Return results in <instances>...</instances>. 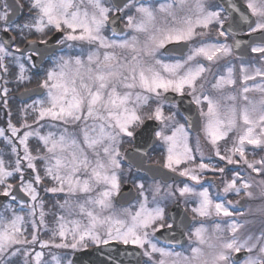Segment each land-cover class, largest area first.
Masks as SVG:
<instances>
[{
  "label": "snow or ice",
  "instance_id": "1",
  "mask_svg": "<svg viewBox=\"0 0 264 264\" xmlns=\"http://www.w3.org/2000/svg\"><path fill=\"white\" fill-rule=\"evenodd\" d=\"M26 3L28 13L34 22L18 24L12 19V15L15 10L23 9L25 5L21 4L20 0H11V2L0 0V31L4 33L15 31L23 37L25 29L29 32L34 29L36 33L45 37L27 41L24 49L16 48V52L22 53L29 61L33 58V52L42 57L39 46L49 43L46 29L54 28L63 34L62 39L56 40L58 44L86 42L89 45H97V51L89 53L86 60L79 55L60 57L56 66L46 71L45 78L40 84L45 96L44 99L33 102V110L37 112L36 123L39 124L41 120L48 118L64 125L62 131L59 134L49 132L46 136H39L38 132H24L19 138L24 155L20 157L17 152L16 167L13 171H9L4 161L0 159V184L5 185L4 196H11L12 200L16 199L11 195L13 186L6 184V178L12 176L13 172L21 173L24 191L33 201L38 199L36 185H41L43 180L48 178L55 183V186L45 188V191L66 192L69 197L60 205V208L66 209L69 215L76 213L87 217V224H81L78 220L66 223L63 215L58 217L57 229L53 235L58 236L61 242L44 241L41 247L47 248L51 243L56 248L75 250L86 248V240H91L97 245L119 240L124 244L139 245L145 249L144 255L150 259L154 254H159V259H153L152 264H264V232L255 239L250 236L241 241L237 232L242 225L235 219L230 225L231 239L219 244L210 241L207 229L203 225L196 228L193 236L188 237L189 240H193L194 237L196 244L190 249V255H182L170 248L157 247L150 238L151 235L164 227L171 229L172 225L162 223L164 218L162 208L147 207L148 198L144 194L143 183L136 184L141 201L135 213L124 209L127 219H114L113 216L102 215L105 210L113 209L112 197L120 193L118 173L122 168L121 158L127 160V156L121 153L120 146L125 140L137 141L145 134L158 137L168 145L164 167L172 171H176V168L182 164L195 160L192 149L188 147V134L183 125L176 128L172 135H165L163 130L148 129L146 120H156L163 124L173 119L171 115L165 116L161 104L157 103L151 114L142 115L140 112L141 107L146 105L151 97L159 100L162 94L169 90L183 95L187 88L193 94L197 105L206 102L207 111L201 109L200 113L206 118L204 131L213 145H217L219 141L228 137L230 132L238 128L241 130L231 149H226L225 155L221 156L218 147L215 154L229 165L243 166L240 171H234L232 177L225 181L223 192L239 195L243 191L246 197L253 196L250 191L253 186L251 177L249 175L246 179L241 172L247 174L250 170L251 173L264 175V155L260 159L249 160L246 153V146H251L253 153L257 151L264 153V84H257L253 89L247 82L254 81L256 77L264 79V69L254 68L253 74L249 75L248 68L241 66L244 75L238 106L236 95L228 94L221 98H213L204 94L202 81L205 73L210 72L211 68H206L199 62L191 63L197 57L204 58L209 64L219 62L232 53V47L227 43L201 44L192 49L186 59L176 60L174 63L165 64L156 58L160 49L167 44L188 42L194 37L206 35L204 32H197V28L207 29L215 22L223 29L225 18L222 17V12L228 11L231 15L235 11V6L227 5L210 11L205 0H196L195 18L185 15L178 19L174 7H182L186 0H178V4L176 0L172 3H160L158 8L153 7L146 0H111L110 6H107L103 0H87L91 11L83 6L84 0H79V3L77 0H26ZM132 8H135L138 16L124 17L126 10ZM248 10H250L251 19L248 15H245L244 19L248 20L247 27L250 33H259L262 38L261 43L251 47V52L259 54L264 59V0H247L245 11ZM158 14H162L159 20ZM122 18L126 19L125 28L131 30L134 35L128 37L123 31L119 34L114 31L113 35L124 36L118 40H110L103 35L107 25L115 24ZM139 34L144 35L143 40L140 39ZM217 35L224 37L226 32L221 30ZM236 46L239 47V42ZM68 47L71 48L72 44ZM100 49L104 50L102 58ZM116 49H120L121 53H117ZM123 53L127 54L123 55ZM9 55L14 53H9L4 43H0V60ZM21 68L23 69V65ZM4 71H7L6 67ZM25 78L21 75V79ZM235 83L233 69L229 67L227 75H219L212 87L223 92L226 86L235 85ZM137 89L139 91H136ZM198 90L200 94L196 95ZM253 90L261 93L259 100L249 98V93ZM4 91L6 95L8 90ZM222 99L228 103H222ZM81 124L83 125L80 127L82 139H78L77 134L69 132L67 126L76 127ZM9 127L14 136L19 132V129L11 124ZM24 127L31 126L25 124ZM4 135V130L0 129V136ZM32 135L39 136L43 141L46 155H31L27 140ZM8 139L11 143V137ZM13 151L17 150L13 148ZM138 151L139 148L134 147L128 155ZM36 160L45 162L44 177L36 170ZM24 162H27V169L33 172L32 179L27 183H24L21 168ZM208 168V164L200 163L197 168L185 167L180 175L190 176L191 180L199 184L201 178L197 170L203 171ZM214 170L221 174L225 172L224 168ZM101 184L105 187L104 191L98 193L95 198L88 195L93 192L95 185ZM261 184H264V181H261ZM159 191L160 187L156 185L154 200L155 193ZM192 192L193 188L188 185L179 189L181 196ZM81 194L85 197L82 201L73 199ZM196 195L200 197V206L193 211L200 216L211 215L212 209L217 216H233L229 210L232 201L214 203L207 188ZM41 209H43L42 203ZM32 213H35V206L32 207ZM44 216L45 213L41 210V223H44ZM23 222V216L15 215L14 219L0 228V253L8 252L14 245L37 242L35 234L32 235L31 241L23 237ZM68 223L72 227L69 228ZM216 227L219 230V225ZM100 228H104L103 234L99 231ZM205 247L214 250L210 261L204 259ZM242 251L246 254V259L240 262L234 258V254ZM254 252L255 255H253ZM18 254L27 256L30 253L27 250L21 252L20 248L11 252L12 256ZM43 255V252L35 253V264H41ZM52 259L56 264H61L56 256Z\"/></svg>",
  "mask_w": 264,
  "mask_h": 264
},
{
  "label": "flooded vegetation",
  "instance_id": "2",
  "mask_svg": "<svg viewBox=\"0 0 264 264\" xmlns=\"http://www.w3.org/2000/svg\"><path fill=\"white\" fill-rule=\"evenodd\" d=\"M217 1L218 7H226L227 3L229 5H233L234 0H224L222 2ZM22 2V1H21ZM244 4L247 6V0H243ZM23 4V3H22ZM111 2L109 0V6ZM238 7V6H237ZM34 15V14H33ZM250 16V10L247 12L239 7L237 13L229 14L228 11L222 12V17L225 18V24L223 29L219 27L215 22L209 25L207 29L204 28H197V32H204L206 35L204 36H197L194 37L193 40L188 41L190 43V49H194L201 44H224L227 43L229 46L232 47L231 55L227 56L232 58L231 60L235 64L237 61L242 60L239 57H236L234 54V43L236 42L237 37L245 36L250 33L248 28L247 31L242 32L239 30V27H247L248 20L244 19V16ZM233 17H235V22H233ZM18 24H24L32 21V16L29 15L28 11L26 12V16L19 17L18 19L14 20ZM124 25L126 22H123ZM225 31L226 36L220 37L217 35L219 31ZM47 38L48 40L55 34L57 31L52 29H46ZM128 31L126 30V33ZM9 38H14L10 40ZM45 37L41 36L39 33H36L34 29L29 32V30H24L23 37L20 36L18 32H9L4 33L0 31V43H4L5 47L7 48L9 53H14V55L5 56L3 60H0V129H3L5 132L4 136H0V159L7 156L8 163L10 164L11 168H15L16 166V159H17V152L19 153L20 144L18 139L20 136L24 134V132L32 131L33 122H34V115L35 112L33 111V102L38 101L40 99H44L45 93L40 88V84L42 80L45 78L46 71L48 69H52L58 63L56 57L60 55L61 51L64 50V44L61 45V51H56L51 55H42L37 56L35 52H33V58L31 61L27 59L26 56L22 55V53L16 52V48L19 47L20 49H24L26 47L27 41L31 40H40L44 39ZM63 36L60 37L62 39ZM7 41V42H6ZM58 44V43H56ZM59 45V44H58ZM194 47V48H193ZM39 51L42 53L43 49L39 48ZM43 54V53H42ZM65 56V55H64ZM171 58H176L173 56H168ZM23 65V69L21 68ZM33 65H36L33 67ZM7 68V71H4V68ZM220 68V65L217 66ZM217 69H215L216 71ZM211 70L208 73H205L204 78V89L203 92L206 95H209L210 89V75L213 73ZM214 71V72H215ZM237 72V69L234 70ZM21 75L26 77L25 79H21ZM207 78V81H206ZM5 89H7V94L5 95ZM35 89H39L38 93H32L30 95H24L25 97H20L21 93L32 91ZM178 93V92H177ZM181 94V93H178ZM184 94H188L193 99V94L189 91ZM195 102V101H194ZM161 103V102H157ZM165 103V102H164ZM169 105V108H165L166 114H171L173 118V113H176L177 118L179 120V124L184 126L185 131L188 134L189 141V148L192 149V155L195 157V160L192 162H187L186 165L188 168H197V165L200 163H205L209 165L208 169L203 171L197 170V174L200 176V183L198 184L196 181L191 180L190 176H181L178 181H173L170 183H165L162 180H153L147 174L140 173L141 181L145 185V195L148 199L153 198L154 195V187L151 186V182H154L155 185H159L160 190L162 187H166L167 190L172 188V197L173 199L169 202L161 204V208L164 210V218L162 223L165 225H172L171 229L167 227L161 228L155 233L151 235V239L153 243L157 244V247L161 248H170L175 252H179L181 254H190V249L195 247L196 244L193 240H189L188 237L193 236V233L196 228L200 227L201 225H210L215 229V234L212 237H209L212 243L216 239H225L226 236V225L228 226L230 221H233L234 217H236L235 221L238 224H241L242 220H250V223L247 224L249 226L253 220V215L248 213V207L252 206V204H256L259 201L262 203L264 202V196H258V188H264V184H261V181H264V175H257L256 173H251L248 170V173L241 172L242 175L245 176L246 179L249 178V175L252 180V191L253 196L251 198L246 197L244 192L242 191L239 195L235 193H224L223 187L226 180H229L234 171H240L242 165L240 167L229 165L226 161L220 159L219 156H216V148L220 149L221 156L226 154V149H229L230 146L233 145L231 141H228L226 137L221 142H218L217 147L214 148L207 140H206V132L204 131V124H205V117L201 115L202 122H201V134L199 132H191L187 121L185 120L184 116L180 113L178 107L179 104L177 102L174 103H165ZM196 104V103H195ZM197 105V104H196ZM199 111L202 109L201 105H197ZM177 120V119H176ZM15 126L19 129V132L14 136L11 128L9 125ZM30 125L31 127H24V125ZM54 129L56 130L59 126L62 128L65 127L64 125H60L59 122L54 121ZM51 128V123L49 124ZM72 130L70 132L76 133L79 129L78 126L73 127L71 125L67 126ZM29 129V130H28ZM160 131V127L159 130ZM234 134V141L236 140V131L232 132ZM241 134V130L239 131ZM9 137H11V143L9 142ZM198 142H201L202 145H199ZM206 146L208 148L204 149L202 146ZM210 145V146H209ZM32 146V144L30 145ZM249 147V146H248ZM246 148V153L248 155L249 160L252 159H260L264 153L256 152L253 153L251 146ZM13 148L17 151L14 152ZM151 151V150H150ZM7 155V156H6ZM20 157H23V151L19 153ZM167 154L163 153L161 150H152L148 154V163L150 164H161L164 166L166 161ZM235 158V157H234ZM4 162L6 163V159L4 158ZM22 174L24 177V183H27L29 180L32 179L33 172L32 170H28L26 168V163L23 164ZM224 168L225 172L223 174L219 173V171L214 169ZM184 169V165H180L176 168L177 174L180 175L181 171ZM171 170V169H170ZM239 183V182H238ZM6 184H11L13 187L11 189V193L14 187L19 184L23 190L22 182H21V173L16 174L14 177H11ZM51 185L49 180H43V183L39 185L41 200L45 204L53 205L55 203L54 197L47 191L45 188H49ZM188 185L189 187L193 188L192 193L185 194L181 196L179 193V189ZM205 188L208 189L211 199L214 203H224L225 201H232V205L230 206L229 210L233 213L232 217H225L223 215L217 216L215 214L214 209L210 210L212 212L211 215L202 217L198 213L194 212L193 210L200 206V197L196 195L203 191ZM5 188L0 187V195L3 194ZM24 191V190H23ZM45 191V193H44ZM25 192V191H24ZM139 192V190H138ZM26 195L27 192H25ZM158 193H155L157 195ZM187 195L189 198H187ZM30 196V195H29ZM139 196V194H138ZM11 200L12 204L17 207L19 203H28L29 201L23 202L19 201L17 198L12 200L11 196H9L8 200L6 201L5 205ZM238 202V203H237ZM227 206V205H226ZM130 207V206H127ZM151 208V207H150ZM153 208V206H152ZM124 210V209H122ZM258 218V216H256ZM255 218V219H256ZM262 218H264L262 216ZM217 225H219V230H217ZM224 226V227H223ZM247 226L245 228H247ZM168 231V234H162V237L158 236L160 231ZM151 231V229H149ZM225 233V234H224ZM172 241L170 243L166 240ZM218 241V240H217ZM110 242H117L124 244L119 240H112ZM97 244L90 242L86 248L96 246ZM101 245V244H99ZM126 245H135V244H126ZM140 247L139 245H135ZM147 247V245H146ZM84 248V249H86ZM141 248V247H140ZM142 253L144 255L145 249L141 248ZM243 252V251H242ZM237 254V253H236ZM234 254V256L236 255ZM255 255V252L253 253ZM153 259H159V254H154L153 258H149L148 256H143V264H152ZM246 259V256L240 262H243Z\"/></svg>",
  "mask_w": 264,
  "mask_h": 264
},
{
  "label": "rangeland",
  "instance_id": "3",
  "mask_svg": "<svg viewBox=\"0 0 264 264\" xmlns=\"http://www.w3.org/2000/svg\"><path fill=\"white\" fill-rule=\"evenodd\" d=\"M107 1V6H109L108 0ZM104 2V0H103ZM168 3H172L173 0H168L165 1ZM77 3H79V0H77ZM164 3V2H162ZM176 3L178 4V0H176ZM195 3L196 0H186V3L182 6V7H174V11L176 12L177 18H182L185 15H190L193 18H195L196 16V8H195ZM150 4L153 7L158 8L159 5H156L152 2H150ZM205 4L208 8V10H216L217 9V1L216 0H205ZM84 7H87L89 9V11H91L90 6L87 3V0H84ZM129 12H132L129 15H137L138 14L135 12V8H132L131 10H128ZM162 14H158V20L160 19ZM131 31V30H130ZM103 35L108 37L110 40L111 39H115V38H110L109 36H107V29L105 27V29L103 30ZM134 35V33L131 31L130 36ZM140 39L143 40L144 39V35L143 34H139ZM118 40V39H117ZM64 44V50H62L60 53V55H58L56 57V59L59 62V58L60 57H65L68 58L67 55L71 54L70 56H77L78 54H80L79 56H81L82 59L87 58V55L91 52H95L97 51V45H89L86 42H65ZM72 44V47L69 48L68 45ZM166 46V45H165ZM194 48V47H193ZM103 49H100V54H101V58L103 57ZM117 53H121L120 49H116L115 50ZM188 52V51H187ZM78 53V54H77ZM127 53H123V55H126ZM191 54V50L186 54V56H184V58L180 59H186L188 55ZM65 55V56H64ZM257 53H254V56L250 57L248 60H244V61H237L235 64L231 63L230 61H227L229 59V57H224L222 58L219 62H222L223 60L225 61L223 65H221V67L218 69L217 68V63L214 64H209V62H207L204 58L202 57H197L195 61L191 62V63H202L205 65L206 68L210 67L211 70H213L212 74L210 75V84H209V89H210V93L209 96H212L213 98H221L222 96H227L228 94H233L237 96V105L239 106L240 101H239V94H240V90L243 87V75L244 73H242L241 71V66H246L248 68V73L249 75L253 74V69L254 68H261L264 69V59H262L261 57L257 56ZM157 59L162 60L165 64L167 63H174L175 61H173L174 59L171 60H166L165 57L162 56V49H160L159 53L157 54ZM56 66V65H55ZM229 67H232L233 69V78L235 79L236 83L235 85H228L226 86V88L223 90V92H219L216 89H214L212 87V85L214 83H216V78L219 75H227V69ZM215 69H217L215 71ZM238 69L239 71H237L235 73L234 70ZM183 71V70H182ZM215 71V72H214ZM204 81V80H203ZM202 81V82H203ZM207 81V78H206ZM204 83V82H203ZM248 86L250 88H255V85L257 84H264V79H262L261 77H256V79L250 80L247 82ZM136 91H139V89H137ZM172 91V90H169ZM189 89L185 88L184 93L188 92L189 93ZM164 94V93H163ZM162 94V95H163ZM200 92L198 90V92L196 93V95H199ZM249 98L252 100H259L261 98V93L258 90H253L249 93ZM159 100L161 101V105L163 106V111L165 116H169L171 114H166L165 113V108H169L168 104H165L162 101V96L159 98ZM157 100L155 97H151L148 101V103L146 105H143L140 109L141 114H147L148 110L151 109L150 111H154L155 107L157 106V102L159 101ZM222 103H228L227 101H224L223 99L221 100ZM47 106V105H45ZM35 107H39V105H35ZM201 108L206 112L207 111V106H206V102H204L203 104H201ZM146 110V111H145ZM34 111V110H33ZM35 112L34 115V124L33 127L30 128L32 129V131L29 132H38L39 136H46L49 132H53V133H57L59 134L60 131H62V127L59 126L56 130L54 129V121L51 119H44L41 120L38 123H36L37 120V112ZM151 113V112H150ZM176 113H173V116L175 118H173L172 120H167L165 121L163 124L161 123V127L160 130L164 131L165 135H172V133L176 130V128H178L180 126V124L178 123L179 120L176 116ZM172 116V115H171ZM177 119V120H176ZM206 120V118H205ZM160 122V121H159ZM51 123V128H50V124ZM166 125V126H165ZM83 125H79L78 126V130L76 132L78 139H82V134L80 133V127H82ZM29 130V129H28ZM72 130L71 128H68V131ZM236 135H239V131L240 129H236ZM70 132V131H69ZM233 132V131H232ZM232 132L229 133L228 135V141H231L232 143L234 142V134H232ZM23 136V135H22ZM20 136V137H22ZM39 136L37 135H32L28 138L27 140V145L28 148L30 150L31 155L33 156H44L46 155V149L43 145V141L40 140ZM19 137V138H20ZM237 137V136H236ZM206 140L214 147L216 148L217 145H213L211 143V140L209 139V137L206 134ZM190 139L187 136V144L189 143ZM222 141V140H221ZM219 141V142H221ZM19 142V139H18ZM128 140H125L121 146H120V151L122 154H124V152L122 151V146L124 143H128ZM20 144V143H19ZM31 144H33L32 146H30ZM199 145H202L201 142H198ZM210 146V145H209ZM233 146V145H232ZM229 147V149H231V147ZM160 148H158L159 150H161L163 153L167 154V147L168 145L161 140V144L159 146ZM189 147V144H188ZM248 146H246L247 148ZM250 147V146H249ZM248 147V148H249ZM202 148L206 149L208 147L206 146H202ZM23 151V155H24V150H23V145L20 144L19 147V153ZM45 152V153H44ZM7 156V155H6ZM6 159V163L5 167L9 170V171H13V168H11L10 164L7 161V158H9L7 156L4 157ZM4 158H2V160L4 161ZM91 155H90V159H91ZM27 163V162H24ZM21 165V167L23 166V164ZM36 164V170L39 171L40 175L42 177H44V167H45V162L42 160H36L35 161ZM122 165V164H121ZM184 168L187 167L186 163L183 164ZM16 167V166H15ZM27 168V167H26ZM123 166L121 168V171L118 173V175L120 176V188H121V180L123 178L124 182L128 181V180H132V178H129V169H124L126 170V172L123 171ZM29 170V169H28ZM121 172H123V176H121ZM16 174H18L17 172H13V175L10 177L6 178V183L7 181L11 178L14 177ZM133 178H138V177H133ZM44 180H49L51 185L50 187H54L55 183L53 181H51L48 178H45ZM151 186L155 187V183L151 182ZM0 187L5 188L4 184H0ZM36 189L38 192V199L36 201H33L32 199L28 202V203H19L17 205V207H15L14 204H12L11 202H9L6 207L4 208V210H2V212L0 213V228H2L5 224H7V222L11 221L12 219H14L15 215H20L24 217V222L22 224V229L23 231V237L27 238L28 241L32 240V235L35 234L37 236V242L34 244H24V245H14L12 249H10L8 252L6 253H0V264H35V253L36 252H43L44 255L42 257L41 260V264H56V262L52 259L53 256H56L57 258H59L61 264H69V262H71V258L72 255L74 254L75 251L82 249V248H77L75 250L73 249H64V248H56L54 246H52V244L50 243L49 247L47 248H42L41 244L44 241H50V242H54V243H60L61 240L58 236H54L53 233L56 231L57 229V222H58V217L60 216H64L65 217V222H69L72 220H78L81 224H87L88 220L87 217L82 215V214H72L69 215L66 209H61L60 205L64 203V201L66 199H69L67 193H51V196L54 197L55 203L53 205H45L43 204L42 200H41V195L40 193V189H39V185H36ZM24 190V188H23ZM105 190V187L101 184V185H95L94 186V190L93 192H91L90 194H88L89 196H91L92 198H95L98 193L102 192ZM26 192V191H25ZM258 192V196L260 197L261 195L264 196V188L260 189L258 188L257 190ZM45 193V191H44ZM28 194V193H27ZM172 188L167 190L166 187H162L161 190L158 192L157 195H155V200L153 198L148 199V204L147 207L149 209H154L157 206H159L161 208V204L169 202L173 199L172 197ZM29 195V194H28ZM116 195H114L112 197V203H113V209L112 210H105L102 215L104 216H113L114 219H127L128 217L126 216V214L124 213V210H122V208H120L119 206H117L114 202V198ZM31 198V196H30ZM187 198H189V196L187 195ZM73 199H79V200H83L85 199L84 195L81 194L77 197H74ZM141 200H137L135 203L132 204V206L130 208H128L131 212L135 213L138 210L139 207V202ZM41 203L43 204V209H41ZM35 206V213H32V207ZM153 206V208H152ZM91 207V206H89ZM151 207V208H150ZM18 209V210H17ZM20 209H24L23 212H20ZM41 210H43V212L45 213L44 216V223L40 222V212ZM248 213L250 215H253V220L251 222V224L249 226H247L248 223H250V220H242L241 224L242 227L238 230L237 232V236L239 237V239L242 241L244 239H247L248 237H253V239H255V237H258L261 232H264V218H262V216L264 217V202L262 203L261 201H259L256 204H252V206L248 207ZM256 216H258V218H256ZM256 218V219H255ZM33 221L35 223H33ZM232 222V221H230ZM230 225L231 223L228 224V226L226 225V236L225 239H216L214 241V244H219L222 243L224 241H227L229 239H231L232 237V232L230 229ZM67 226L70 228L72 227V225L70 223L67 224ZM206 229H207V236L208 237H212L215 234V229L210 226V225H203ZM247 226V228H245ZM224 227V226H223ZM99 231L101 232V234H103L104 232V228H100ZM225 234V233H224ZM71 238L70 234H69V239ZM218 240V241H217ZM211 241V240H210ZM92 242L91 240H86L87 245ZM16 248H20L21 252L27 250L30 254L27 256H24L22 254H18L16 256H12L11 252L14 251ZM213 249H209L207 247L204 248V259L205 260H211V253L213 252ZM182 255H188V254H182ZM190 255V254H189Z\"/></svg>",
  "mask_w": 264,
  "mask_h": 264
},
{
  "label": "water",
  "instance_id": "4",
  "mask_svg": "<svg viewBox=\"0 0 264 264\" xmlns=\"http://www.w3.org/2000/svg\"><path fill=\"white\" fill-rule=\"evenodd\" d=\"M220 1L222 2L224 0ZM235 1L238 4H243L242 0ZM21 10L22 9L15 10L14 15H12L13 20L21 15ZM236 11H238V9L233 11V13H236ZM112 28L116 32L122 31L123 27L120 20L115 24H112ZM239 29L240 31L244 32L247 31L248 27H242ZM56 39V37L52 38L49 40V43L47 45H41L44 46V49L42 51L43 55L47 56L59 49V46L54 45ZM261 39L262 38L259 33L237 37L234 44L235 54L243 58L248 57L250 54V48L256 44L261 43ZM237 42H239V47L236 46ZM188 48L189 43L187 42L171 43L165 47L164 52L167 54L183 56ZM37 92L38 90L24 92L20 95V97L24 98L26 95ZM165 99L170 102L178 101L179 109L186 116L192 131L199 132V134L201 133V116L199 114L197 106L192 102L189 96H178L177 94L170 92L166 94ZM145 124L148 126V129L150 131H156L159 126V124L153 120H149ZM156 143L157 137H155L154 135L145 134L140 139L135 141L134 146L127 151V161L135 166L137 170L148 173L152 178H161L166 182L172 179H176L178 176L170 172L169 170L158 165L146 164L147 156H145V153L147 154L148 150ZM134 147L139 148V151L133 153L132 155H128V153H130ZM13 194L19 199H28V197L19 188V185L16 186ZM134 198L135 190L130 185L123 188L116 200L119 204L126 205L129 204ZM6 199L7 196L0 195V209ZM242 255L244 254H239V256L237 257H241ZM72 264H142V255L139 248L137 247L121 245L118 243H109L77 252L72 259Z\"/></svg>",
  "mask_w": 264,
  "mask_h": 264
}]
</instances>
